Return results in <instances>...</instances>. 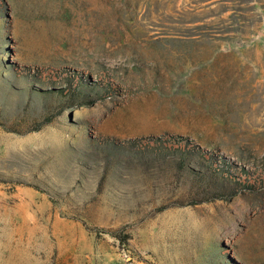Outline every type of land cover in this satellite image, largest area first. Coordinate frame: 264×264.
I'll return each instance as SVG.
<instances>
[{
  "label": "rangeland",
  "instance_id": "obj_1",
  "mask_svg": "<svg viewBox=\"0 0 264 264\" xmlns=\"http://www.w3.org/2000/svg\"><path fill=\"white\" fill-rule=\"evenodd\" d=\"M0 264H264V0H0Z\"/></svg>",
  "mask_w": 264,
  "mask_h": 264
}]
</instances>
